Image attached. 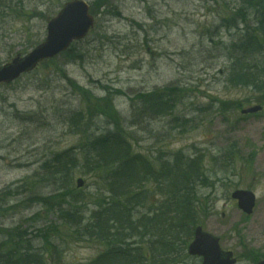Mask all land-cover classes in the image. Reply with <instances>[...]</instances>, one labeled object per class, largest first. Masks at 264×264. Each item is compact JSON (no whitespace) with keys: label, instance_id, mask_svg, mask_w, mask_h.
Here are the masks:
<instances>
[{"label":"rangeland","instance_id":"1","mask_svg":"<svg viewBox=\"0 0 264 264\" xmlns=\"http://www.w3.org/2000/svg\"><path fill=\"white\" fill-rule=\"evenodd\" d=\"M85 1L97 8L99 0ZM66 2L25 0L27 8L37 6L30 20L14 19L6 13L7 18L0 20V67L17 55L29 53L32 44L43 42L47 22ZM105 3L96 11L95 29L78 45L77 50L86 52L85 57L74 62L60 56L51 66L41 65L17 83L0 86V190L23 186L45 157L79 144L81 137L68 130L67 122L73 111L83 107L73 82L97 95L104 93V87L122 92L115 104L127 119L131 116L130 97L166 86L177 87L185 92L175 115L135 128L136 147L148 156L162 152L166 157H199L204 170L218 178L213 188L199 189L203 213L199 226L218 237L222 249L238 257V264H253L256 256L264 255V110L242 116V109L258 105L253 94L225 89L220 72L226 59L219 52H206L204 35L210 26L219 23L224 2ZM239 3L240 0L232 2L231 8ZM175 117L190 122L180 126ZM227 151L233 153V170L221 169L219 163L211 161L213 156H224ZM78 178L85 180V186L77 190L74 184V188L82 193L79 198L90 204L89 194L96 188L94 180L77 174L75 182ZM235 190L255 193L257 204L252 216L244 215L231 199ZM21 200L27 204V199ZM4 203L0 211V226L4 229L22 225L33 232L39 227L38 223L26 221L38 212L36 206L15 209L14 197ZM102 251L89 241H70L63 264H86ZM187 258L186 253L181 256L182 264H200L196 258Z\"/></svg>","mask_w":264,"mask_h":264},{"label":"trees","instance_id":"2","mask_svg":"<svg viewBox=\"0 0 264 264\" xmlns=\"http://www.w3.org/2000/svg\"><path fill=\"white\" fill-rule=\"evenodd\" d=\"M24 1L0 0V20L7 18L6 13L14 19L30 20L37 6L27 8ZM105 1L99 0L92 12L105 7ZM222 1L219 25L202 34L208 41L205 49L226 59L220 72L225 89L248 90L255 103L264 105V0H240L233 8L231 3L236 0ZM79 44L62 56L81 60L86 52L77 50ZM54 61L43 65L51 66ZM72 87L83 107L68 116V130L81 140L75 148L45 157L23 186L0 190V211L13 197L15 209L26 205L39 209L26 220L38 223L33 232L22 225L11 229L0 226L4 236L0 264H63L70 241L84 240L103 250L86 264H182L180 258L201 224L199 189L213 188L217 175H209L199 157L142 154L135 144L134 129L174 116L185 91L166 86L130 97L131 116L127 119L115 105L122 92L104 87L105 93L97 95L74 82ZM175 120L180 126L190 122L179 117ZM102 123L105 126L101 127ZM211 161L226 170L231 168L233 153L213 156ZM77 174L94 180L90 204L79 198L82 193L74 188Z\"/></svg>","mask_w":264,"mask_h":264},{"label":"water","instance_id":"3","mask_svg":"<svg viewBox=\"0 0 264 264\" xmlns=\"http://www.w3.org/2000/svg\"><path fill=\"white\" fill-rule=\"evenodd\" d=\"M95 19L90 14L89 5L80 0L67 3L47 27L46 40L26 56H17L10 63L0 67V85L11 84L25 74L35 71L43 62L52 60L65 53L74 42L85 39L94 28ZM262 110L254 107L242 112L243 115L256 114ZM84 181L79 179L77 187L82 188ZM239 208L247 215L253 213L256 198L247 191H237L232 195ZM189 254L203 258V264H235L232 253L221 250L219 239L204 233L199 227L195 231L194 242ZM264 264V262L260 263Z\"/></svg>","mask_w":264,"mask_h":264}]
</instances>
